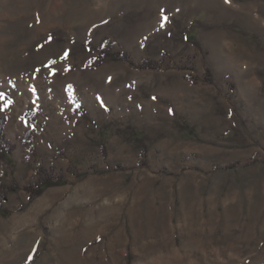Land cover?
<instances>
[{
    "label": "rangeland",
    "instance_id": "rangeland-1",
    "mask_svg": "<svg viewBox=\"0 0 264 264\" xmlns=\"http://www.w3.org/2000/svg\"><path fill=\"white\" fill-rule=\"evenodd\" d=\"M0 115V264H264V0H0Z\"/></svg>",
    "mask_w": 264,
    "mask_h": 264
},
{
    "label": "trees",
    "instance_id": "trees-1",
    "mask_svg": "<svg viewBox=\"0 0 264 264\" xmlns=\"http://www.w3.org/2000/svg\"><path fill=\"white\" fill-rule=\"evenodd\" d=\"M109 58L113 61H121V62H124L126 64H128L129 66L131 67H136L137 69L139 70H156L158 68V64L154 61H146V62H143L142 64L140 65H136L132 59L130 58V56L126 53H121V52H115V53H112ZM205 79L206 81L208 82H212L213 80V75H212V72L210 71V69H206L205 71ZM5 122H6V118L1 116L0 115V161L2 160H5L6 158L10 157L11 155V145L9 144V142L5 139V136H4V125H5ZM143 154H145V150L143 149ZM61 185V181H56L53 182L52 180L50 179H45V178H41V184H39L38 186V191H32V188L29 187L27 188L26 190L29 192V193H33V195L35 194L36 195H39L41 190L44 189V187H48V186H51V185Z\"/></svg>",
    "mask_w": 264,
    "mask_h": 264
},
{
    "label": "snow or ice",
    "instance_id": "snow-or-ice-1",
    "mask_svg": "<svg viewBox=\"0 0 264 264\" xmlns=\"http://www.w3.org/2000/svg\"><path fill=\"white\" fill-rule=\"evenodd\" d=\"M67 54H65V56H66Z\"/></svg>",
    "mask_w": 264,
    "mask_h": 264
}]
</instances>
